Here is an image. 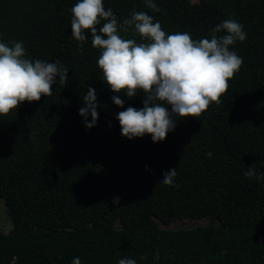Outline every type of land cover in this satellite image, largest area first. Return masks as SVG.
<instances>
[{
    "label": "trees",
    "instance_id": "trees-1",
    "mask_svg": "<svg viewBox=\"0 0 264 264\" xmlns=\"http://www.w3.org/2000/svg\"><path fill=\"white\" fill-rule=\"evenodd\" d=\"M78 2L0 0V41L23 42L25 58L59 59L69 70L51 96L0 114V179L13 223L0 231V264H72L76 257L81 264L125 257L137 264H264V180L244 176L253 164L264 173V0H153L160 12L146 0H104L121 23L144 11L166 34L187 32L193 40L210 38L229 18L244 26L246 39L229 46L243 64L220 102L199 116L175 117V130L159 142L121 134L117 114L142 108L144 93L128 98L110 89L90 32L78 48L71 35ZM118 33L146 42L132 29ZM89 86L100 104L91 128L79 113ZM172 168L174 185L163 184ZM188 217L207 221L159 224Z\"/></svg>",
    "mask_w": 264,
    "mask_h": 264
},
{
    "label": "clouds",
    "instance_id": "clouds-1",
    "mask_svg": "<svg viewBox=\"0 0 264 264\" xmlns=\"http://www.w3.org/2000/svg\"><path fill=\"white\" fill-rule=\"evenodd\" d=\"M146 6L161 11L153 0H146ZM71 13V35L82 51L89 38L86 33H91L92 46L101 50L97 64L102 69V79L110 89L114 93L124 92L128 98L136 96L138 90L144 93L142 108L128 107L116 116L121 134L129 139L145 134H150L154 142L166 139L175 130V117H196L210 103H219L228 89L229 79L243 64V58L229 47L246 39L244 26L233 18L211 29L210 38L193 40L187 32L166 34L161 24L154 23L153 17L144 11L133 10L121 23L112 8L105 10L104 0H79ZM118 29L123 32L132 29L146 42L124 39ZM10 45L0 41V114L3 115L24 101L51 96L52 85L66 84L69 72L59 59L53 63L25 58L23 42L13 40ZM112 100L123 108L125 101L119 95H114ZM82 104L79 113L85 117L83 123L87 128L96 126L100 104L94 87H88ZM89 115L91 121L87 119ZM176 176L177 168H172L164 173L161 182L174 185ZM244 176L264 180V173L257 174L255 164L248 167ZM119 200L116 197L113 203L119 204ZM146 258L141 256L142 260ZM153 258L158 260L159 252ZM72 264H81V260L73 258ZM118 264H137V261L125 257Z\"/></svg>",
    "mask_w": 264,
    "mask_h": 264
},
{
    "label": "rangeland",
    "instance_id": "rangeland-1",
    "mask_svg": "<svg viewBox=\"0 0 264 264\" xmlns=\"http://www.w3.org/2000/svg\"><path fill=\"white\" fill-rule=\"evenodd\" d=\"M191 2H197L198 0H190ZM5 183L3 179H0V231H8L12 228V219L9 216L6 205H5ZM93 218V215L89 216L88 219ZM207 221L206 218H183L172 221L169 224L159 223L162 228L175 229L177 227L189 228L198 224H204ZM66 227H70L69 223H66Z\"/></svg>",
    "mask_w": 264,
    "mask_h": 264
}]
</instances>
